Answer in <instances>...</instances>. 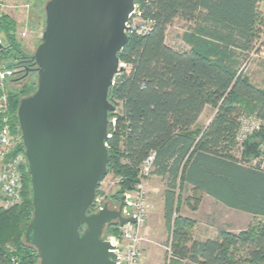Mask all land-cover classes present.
I'll list each match as a JSON object with an SVG mask.
<instances>
[{
    "label": "trees",
    "instance_id": "1",
    "mask_svg": "<svg viewBox=\"0 0 264 264\" xmlns=\"http://www.w3.org/2000/svg\"><path fill=\"white\" fill-rule=\"evenodd\" d=\"M262 1L135 0L141 19L151 25L146 33L129 32L118 53L124 66L108 91L115 110L108 114L107 174L118 178L111 195L116 206L138 182L144 159L153 154L150 175L165 182L164 245L175 264H264V126L241 146L235 138L241 115L264 122V89L250 82L243 67L249 55L264 48ZM176 18L193 24L182 35L188 45L183 50L165 41ZM15 29L12 18L0 15L7 41L0 45V60L4 71L11 72L4 80L10 86L12 127L18 126L20 99L36 88V82H25L36 64L15 43ZM207 104L215 109L213 117L204 129H192ZM18 151L24 153L22 142ZM22 176L21 203L0 208V264L39 263L37 249L25 239L33 214L26 162ZM187 188L253 220L237 232L219 229L213 237L194 239L196 221L180 208L184 204L196 210L199 198L183 197ZM105 231L117 235V224Z\"/></svg>",
    "mask_w": 264,
    "mask_h": 264
},
{
    "label": "water",
    "instance_id": "2",
    "mask_svg": "<svg viewBox=\"0 0 264 264\" xmlns=\"http://www.w3.org/2000/svg\"><path fill=\"white\" fill-rule=\"evenodd\" d=\"M135 0H47L44 29L32 59L36 88L20 99L16 117L30 177L32 218L25 239L38 264H115L103 236L121 216L94 205L107 174L109 88L123 66L119 51ZM12 65L7 64L5 67Z\"/></svg>",
    "mask_w": 264,
    "mask_h": 264
},
{
    "label": "rangeland",
    "instance_id": "3",
    "mask_svg": "<svg viewBox=\"0 0 264 264\" xmlns=\"http://www.w3.org/2000/svg\"><path fill=\"white\" fill-rule=\"evenodd\" d=\"M46 2L47 0H0V15H8L16 23V29L14 33L15 43L30 55H33L37 45L41 40V34L44 29V6ZM260 9L264 12V1L260 3ZM191 27H193L192 23H186L178 18L174 19L166 29V43L179 50L188 48V45L183 41L182 35L186 31H189ZM22 33H24V35H22ZM0 36L3 40V43L7 44V41L1 31ZM3 62L4 59L0 60V70L2 71L4 70L2 65ZM257 65L259 69L258 71L254 70ZM243 67L245 73H249V77H247L251 78L252 82L264 87V75L262 76L260 74V71L264 72V48L259 54H256V56L254 54L249 55ZM251 69L254 71L251 72ZM36 80L37 73L33 72L27 77L25 82H36ZM2 83L3 91L7 94L10 91L8 79L4 80ZM12 132H19V127H13ZM149 178L152 179V182L151 185L147 186L145 182ZM117 183V177H114L112 174H107L102 180L96 195L103 202H107L109 207L114 209H116L115 207H118L119 203L118 205L113 206L115 200L111 198V195L116 191ZM144 186L147 192L149 209L151 202L155 207L160 205V202L163 198L165 182L161 178H151L150 175V177L145 179ZM131 190H133V188L126 191ZM188 196L199 198L196 210H191L189 207L182 204L180 211L183 214L192 216L195 219L196 223L192 231L197 238L212 235L219 229H228L237 232L247 227V225L253 220L251 215L228 209L212 198L205 196V194L193 191L190 188L184 189L183 191V197L186 198ZM120 198L118 202L120 201ZM103 236H107L105 230ZM150 245L156 247V252L152 258L153 261H149V264H175L173 263L172 259L169 261L166 260L167 257L164 243L155 241L153 243L151 242L149 246ZM146 249L147 246H143L140 264L144 263L143 261L147 256V252H149L146 251Z\"/></svg>",
    "mask_w": 264,
    "mask_h": 264
},
{
    "label": "built area",
    "instance_id": "4",
    "mask_svg": "<svg viewBox=\"0 0 264 264\" xmlns=\"http://www.w3.org/2000/svg\"><path fill=\"white\" fill-rule=\"evenodd\" d=\"M130 31L139 34L146 33L150 29L151 23L141 19V12L135 4L134 10L127 23ZM24 35V33H22ZM3 40L0 36V45ZM124 66L122 63H120ZM10 71L0 70V208L6 209L17 205L22 201V165L26 162L24 153L18 151L21 144L19 132H12V125L9 118L7 94L3 91V81L5 76L10 75ZM114 124V119L111 120ZM264 126V122L252 114H243L239 117V126L236 132V141L239 146L253 133L258 132ZM153 154H149L140 166L138 182L133 190L123 193V206L121 216L133 218V223L127 222L118 225L117 235H107L106 240L113 247L115 254V264H140L144 242L148 241L141 233L140 229L144 226L149 211L147 192L144 181L150 177L152 170ZM102 182V181H101ZM100 182V184H101ZM99 184V185H100ZM103 201L95 197L94 211L102 207ZM117 209V207H115ZM167 261L171 260L169 247L165 246ZM14 259H11L13 262Z\"/></svg>",
    "mask_w": 264,
    "mask_h": 264
},
{
    "label": "crops",
    "instance_id": "5",
    "mask_svg": "<svg viewBox=\"0 0 264 264\" xmlns=\"http://www.w3.org/2000/svg\"><path fill=\"white\" fill-rule=\"evenodd\" d=\"M256 56V54H254ZM256 71H258V65L255 67ZM253 69H251V72L254 71ZM260 74L263 76L264 72L260 71ZM246 75L248 76L249 73ZM249 77V76H248ZM250 82L255 84L254 82H252L251 78H249ZM263 80V79H262ZM256 86L263 88V86L257 85ZM215 113V109L210 106V105H205L202 112L200 113V115L198 116L196 122L194 123V125L192 126V129H204L206 127V125L208 124V122L210 121V119L213 117ZM202 120V121H201ZM158 178L160 179V177L154 176L152 175L151 178ZM152 179H148L146 180V184L147 186L151 185ZM205 196H208L205 194ZM209 198H212L210 196H208ZM213 199V198H212ZM214 200V199H213ZM216 201V200H215ZM217 202V201H216ZM219 203V202H218ZM221 204V203H220ZM226 207V206H225ZM228 208V207H227ZM231 209V208H228ZM234 210V209H232ZM180 213L184 216H188L190 218H193L192 216H189L187 214H183L181 211ZM244 213V212H242ZM248 214V213H246ZM250 215V214H249ZM194 219V218H193ZM195 220V219H194ZM140 233L146 238L148 239L147 242H144L143 246H147L146 251L147 252V256L144 259V263L143 264H149V261L152 262V258L154 257L155 254V249L156 247L154 246H149V244L152 242H160V243H165V241L167 240L168 237V232L166 230L165 224H164V215H163V198L160 202V205H157L156 207L154 206V204L151 202V206L150 209L147 213V218H146V222L144 224V226L140 229ZM216 233L212 234V235H208V236H204L202 238H197L194 235L193 232V238L194 239H198V240H203L209 237H213ZM150 242V243H149ZM149 246V247H148Z\"/></svg>",
    "mask_w": 264,
    "mask_h": 264
},
{
    "label": "flooded vegetation",
    "instance_id": "6",
    "mask_svg": "<svg viewBox=\"0 0 264 264\" xmlns=\"http://www.w3.org/2000/svg\"><path fill=\"white\" fill-rule=\"evenodd\" d=\"M16 63H17V61H16Z\"/></svg>",
    "mask_w": 264,
    "mask_h": 264
}]
</instances>
